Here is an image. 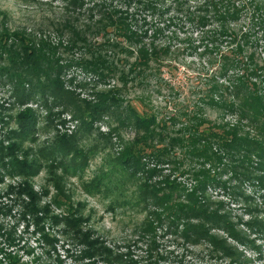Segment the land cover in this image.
Wrapping results in <instances>:
<instances>
[{"label":"rangeland","instance_id":"1","mask_svg":"<svg viewBox=\"0 0 264 264\" xmlns=\"http://www.w3.org/2000/svg\"><path fill=\"white\" fill-rule=\"evenodd\" d=\"M146 1L83 0L79 17L85 18L88 7L99 8L97 5L106 4L117 11H129L132 23L148 27L151 35L156 28H163L155 38L159 44L168 47L160 65L152 63L154 69L148 72V78L136 81L137 76L127 73L132 69L130 64L136 61V54L121 53L120 68L126 72L124 76L112 74L105 80L95 82L82 66L74 64L66 70L68 77H75L73 84L69 85L82 99L94 102L97 101V94L114 89L122 104L120 109L132 105L140 112L155 113L160 119L169 120L170 116H175L186 121L189 118L187 114L197 112L216 124L220 123L222 127L225 124L240 126L243 134L261 141L264 138V106L255 115L249 112L247 106L249 116H246L240 104L243 97L233 96V87L239 84L241 88L247 85V99L250 90L264 97V33L258 25L253 26L250 19L252 4L248 2L247 5L249 0H237L240 16L234 23L228 18H209V10L200 8L203 0H183L182 6L174 4V0H158L162 4L160 6L169 5L164 12L166 18L157 12L148 13L144 6ZM68 2L0 0V38L5 36V31L28 32L36 35L32 38L34 40L42 39L55 45L58 49L56 57L62 59L61 62L70 58L80 59L83 54L80 49L70 48L68 34L58 33L49 23V19L58 17ZM187 9L196 13L195 18H191ZM203 16L207 20L200 25L198 17ZM169 17L174 21L166 25L164 21H168ZM143 19L146 21L143 22ZM251 27L253 30H250ZM114 37L113 26H107L103 34L95 35L92 39L94 43L112 42ZM11 39L7 47L12 43ZM121 39L125 45L129 44ZM148 39L145 38L146 41ZM19 41L20 38L14 40L13 44L18 45ZM0 63L5 62L0 60ZM256 65L259 66L258 74L254 72ZM216 82L228 86L227 91H230L226 94L225 104L221 106L209 104V95ZM80 83L83 86H78ZM11 86L9 82H0V264H7L6 253L11 250L18 252L22 260L36 264H88L89 259L82 253L83 247L65 233L62 224L66 218H75L78 213L85 217L83 226L90 234L100 238L111 250L139 261L144 259L145 262L148 249L152 248L162 256L158 257L161 259L159 264H264V186L256 178L264 175V168L261 156L255 154L252 148L245 147L239 153L241 158L248 161L245 166L220 162L214 164L217 166L205 165L217 177L215 186H211L207 192L212 206L218 207L222 214L225 212L235 227L244 231L249 239L244 244L229 236L222 226H209V234L224 237L237 247L240 252L236 259L237 255L231 258L218 252L210 239L186 238L181 232L183 222L178 224L180 228L175 232L168 216L154 212L158 210L155 205L145 209L143 204H123L116 201L113 195L93 194L86 189V184L105 158L120 152L125 141L135 139L132 125L119 126L117 119L109 117L96 120L86 143H93V137H96L102 147L105 144L107 147L97 150L85 171L79 172V175L68 174L59 166L60 160L50 158L45 148L53 145L58 137L74 133L80 125L78 118L63 103H53L47 109L37 100L18 99L13 96ZM214 97L219 101L218 96ZM230 101L238 105L232 108L226 106ZM26 109L36 114V132L31 139L14 142L10 133L18 126L17 114ZM13 143L15 148L5 154L4 147ZM214 149L222 154L221 157L228 155L216 145ZM14 157L24 163L36 164L27 174L20 170L14 172ZM223 159L228 161L227 158ZM185 163L180 164L181 169H173L168 164L162 166L152 180L175 178L182 182L186 190H191L198 183L193 169L200 171L204 165L199 161ZM155 164V161L150 162V167ZM235 170H238L236 174ZM26 205L48 211L45 214L40 212L44 215L42 224L35 223V214H26ZM150 221L152 225L147 226ZM48 234L54 241L49 240ZM10 238L14 239L13 246L9 244Z\"/></svg>","mask_w":264,"mask_h":264},{"label":"trees","instance_id":"2","mask_svg":"<svg viewBox=\"0 0 264 264\" xmlns=\"http://www.w3.org/2000/svg\"><path fill=\"white\" fill-rule=\"evenodd\" d=\"M183 2V0H174V4L178 6L184 5ZM248 2L252 4L250 19L253 26L258 25L264 33V0H249L247 5ZM83 4V0H69L58 17L53 16L49 19L50 25L58 33L68 34L67 43L70 44V48L81 50L83 56L80 59L70 58L63 63L62 59L56 57L58 49L56 50L52 43L42 39L34 40L32 38L36 35L33 36L28 32L5 31L3 33L5 36L0 38V60L5 62L0 63V82L11 83L12 94L18 99L37 100L47 109H50L53 103H63L78 118L80 125L74 133L58 137L53 145L48 149L45 148L50 158L60 160L59 166L68 174L79 175V172L85 171L86 165L90 159L92 160L97 150L107 147V144L102 147L101 141L96 140V137H93V143H86L96 120L109 117L117 119L119 126L132 125L136 133L135 139L131 142L125 141L120 152L111 158H105L86 184V189L93 194L113 195L116 201H121L123 204H143L145 209L155 205L158 210L154 212L168 216L172 227L174 224L175 232H178L180 228L178 224L183 222L181 232L186 238L210 239L218 252L228 254L231 258L237 255L236 259H238L240 251L235 245L229 243L224 237L209 234V226L215 224L225 228L228 235L238 242L247 244L249 240L247 234L237 229L225 212L222 214L218 207L212 206L207 192L211 186H215L217 177L211 174L205 165L208 163L217 166L214 164L220 162L224 165L245 166L247 160L241 158L239 153L247 147L261 156L264 168V138L261 141L252 140L242 133L240 126L225 124L222 127L220 123L216 124L197 112L192 115L186 113L189 118L184 121L175 116H170L169 120L160 119L155 113L140 112L132 105L126 109H120L122 104L119 97L115 95L114 89L109 90L108 93L104 91L97 94L95 102L82 99L75 88L69 85L73 84L75 77L66 75V70L72 65L82 66L96 82L98 79L105 80V77L112 74L118 73L124 76L126 72L120 68L122 59L119 54L134 53L136 61L130 64L132 69H129L127 73L131 72L133 76H137L136 81H144L148 78V72L154 69L152 63L160 65L163 55H166L168 50L167 45L159 44L155 40L163 28H156L151 35L148 27L143 28V25L132 23L129 11L121 9L117 11V9H111L112 5L106 4L97 5L99 8L88 7L85 18L81 19L79 14ZM160 5L162 4L158 0H147L144 4L148 13L157 12L166 18L164 12L169 5ZM200 8L209 10L207 15L209 18L220 20L228 18L231 23L236 22L240 16L237 0H203ZM187 11L191 18H195L196 13L191 9ZM198 19V24L202 25L205 24L207 17H198ZM143 20V22L146 21V19ZM173 21V18L169 17L164 23L169 25ZM107 26L114 28L113 41L94 43L93 36L103 34ZM251 28L250 30H253V27ZM10 38L12 43L7 47L6 44ZM18 38H20L18 45H14L13 41ZM121 38L129 44L125 45ZM145 38L150 39L146 41ZM130 45L134 47L131 48ZM224 68H227V65H224ZM243 69L247 71V68L243 67ZM258 70L259 66L256 65L254 72L258 74ZM78 86L83 85L80 83ZM233 88L234 97H243L240 104L246 116H249L247 106L249 112H253L254 115L258 113L262 105L264 106V97L261 93L250 90L247 99V85L241 88L239 84H235ZM227 89L229 87L220 82L214 83L212 94L209 95L211 101L209 104L214 106L225 104L226 94L230 93ZM214 96H218L219 101H216ZM236 105L238 104L235 101L226 103V106L230 108ZM17 119L18 126L12 129L11 140L20 143L31 139L37 129V117L34 111L26 109L19 112ZM214 145L223 149L224 154L227 152L228 155L221 157L222 154L215 151ZM14 148V143L4 147L5 154L10 153ZM223 158H227L228 161ZM152 161L156 164L150 167ZM187 161L192 163L199 161L204 165V168L199 169L200 171L193 169L192 173H195L194 177L198 183L191 190H186L182 182L175 178L152 180L153 176L163 168L162 166L168 164L173 169H181L180 164L185 165ZM12 164L14 172L20 170L23 174H27L33 170L36 162L24 163L14 157ZM237 172L238 170H235V174ZM256 178H259L264 186V175ZM25 208L26 214L36 215L35 223L38 225L43 222V214L48 213L45 209L38 210L35 205H26ZM84 220L82 213H78L75 218H66L62 224L65 226V233L83 247L82 253L89 259L88 264H159L161 259L158 257L162 256H159L152 248L148 249L145 262L144 259L139 261L132 256L111 250L100 238L94 237L84 228ZM151 225L150 221L147 226ZM47 236L49 240L54 241L50 234ZM13 240V238L8 239L11 246H13ZM154 252L158 255L157 257ZM6 257L7 264H36L33 261L22 260L18 252L13 253L12 250L6 253Z\"/></svg>","mask_w":264,"mask_h":264}]
</instances>
